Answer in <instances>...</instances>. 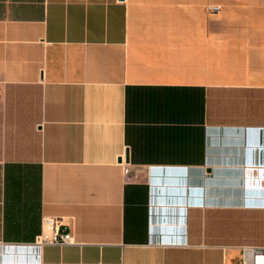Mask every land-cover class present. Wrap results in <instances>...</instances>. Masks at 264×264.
I'll return each mask as SVG.
<instances>
[{"label": "crops", "instance_id": "0c3cea01", "mask_svg": "<svg viewBox=\"0 0 264 264\" xmlns=\"http://www.w3.org/2000/svg\"><path fill=\"white\" fill-rule=\"evenodd\" d=\"M247 246L264 0H0V264H243Z\"/></svg>", "mask_w": 264, "mask_h": 264}, {"label": "built area", "instance_id": "2783aa9c", "mask_svg": "<svg viewBox=\"0 0 264 264\" xmlns=\"http://www.w3.org/2000/svg\"><path fill=\"white\" fill-rule=\"evenodd\" d=\"M48 225L54 227L51 240L60 244L73 242L72 232L61 224H58L55 219H48ZM47 239L39 238L36 245L40 246ZM243 264H264V248H257L252 246L244 247Z\"/></svg>", "mask_w": 264, "mask_h": 264}, {"label": "rangeland", "instance_id": "374dc122", "mask_svg": "<svg viewBox=\"0 0 264 264\" xmlns=\"http://www.w3.org/2000/svg\"><path fill=\"white\" fill-rule=\"evenodd\" d=\"M226 13H227V11H223V10L220 11L221 21L226 18Z\"/></svg>", "mask_w": 264, "mask_h": 264}]
</instances>
